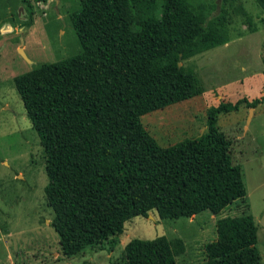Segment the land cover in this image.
Returning a JSON list of instances; mask_svg holds the SVG:
<instances>
[{"label": "trees", "instance_id": "obj_1", "mask_svg": "<svg viewBox=\"0 0 264 264\" xmlns=\"http://www.w3.org/2000/svg\"><path fill=\"white\" fill-rule=\"evenodd\" d=\"M256 1L264 10V0ZM80 4L70 19L81 52L13 80L43 150L50 225L66 258L112 249L124 223L150 211L160 219L219 215L243 199L241 167L217 122L241 105L264 103V95L222 101L208 109L204 133L161 148L140 118L197 96L192 75L179 62L195 55L197 42L212 48L225 40L184 0H163L159 16L155 0ZM257 230L250 214L219 218L199 264H260ZM184 250L183 241L170 243L165 236L132 239L121 259L176 264Z\"/></svg>", "mask_w": 264, "mask_h": 264}, {"label": "rangeland", "instance_id": "obj_2", "mask_svg": "<svg viewBox=\"0 0 264 264\" xmlns=\"http://www.w3.org/2000/svg\"><path fill=\"white\" fill-rule=\"evenodd\" d=\"M184 2L203 17L205 26L213 23L229 43L210 48L214 44L197 42L195 55L182 59L179 68L192 75L198 95L140 118L161 148L204 133L208 109L220 103L217 95L223 94L233 104L264 95L256 96L261 90L257 75L263 76L264 70V10L257 1ZM162 3L155 0L158 16ZM80 8V0H0V264H124L121 255L129 241L160 236L170 243H185L186 254L176 257V264H199L204 260L203 245L216 236V221L246 214L257 226L256 247L264 264V103L255 112L241 105L238 111L220 114L217 122L231 141L234 163L241 167L243 199L219 215L203 211L191 218L160 219L150 211L147 217L136 216L124 223L112 249H87L72 258L63 255L44 195L43 150L13 80L81 52L70 19Z\"/></svg>", "mask_w": 264, "mask_h": 264}, {"label": "crops", "instance_id": "obj_3", "mask_svg": "<svg viewBox=\"0 0 264 264\" xmlns=\"http://www.w3.org/2000/svg\"><path fill=\"white\" fill-rule=\"evenodd\" d=\"M229 43V42H228ZM228 43H225V44H222V45H224L225 47L226 46H228ZM262 70V69H261ZM260 72V71H259ZM259 78H260V83H261V88H259V89H261L260 91H258L257 92V94H256V96H261L262 94H263V92H264V75L262 76L261 74H258L257 75ZM254 90H257L256 88H253ZM217 98L219 99L218 100V102H221L220 100L222 99V101L223 102H228V98L226 97V96H224L223 94L222 95H217ZM256 98V97H255ZM257 98H259V97H257ZM217 106V105H216ZM253 112H255V109H253ZM214 239H215V237H214ZM185 244V243H184ZM186 252V251H185ZM183 253L184 255L186 254V253Z\"/></svg>", "mask_w": 264, "mask_h": 264}, {"label": "water", "instance_id": "obj_4", "mask_svg": "<svg viewBox=\"0 0 264 264\" xmlns=\"http://www.w3.org/2000/svg\"><path fill=\"white\" fill-rule=\"evenodd\" d=\"M23 56H24V59H26L28 61L27 57L24 54H23ZM250 111H252V109H250Z\"/></svg>", "mask_w": 264, "mask_h": 264}]
</instances>
